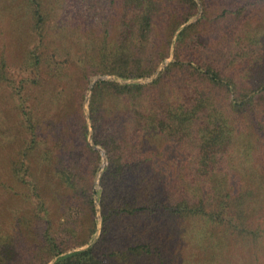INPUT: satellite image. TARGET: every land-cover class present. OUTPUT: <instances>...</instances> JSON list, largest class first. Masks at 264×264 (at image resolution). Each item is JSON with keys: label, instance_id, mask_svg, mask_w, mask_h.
Returning <instances> with one entry per match:
<instances>
[{"label": "trees", "instance_id": "1", "mask_svg": "<svg viewBox=\"0 0 264 264\" xmlns=\"http://www.w3.org/2000/svg\"><path fill=\"white\" fill-rule=\"evenodd\" d=\"M21 1L39 42L26 49L23 61L35 73L31 83L22 78L15 85L6 58L0 57V84L16 94L11 119L17 124L19 145L7 156L20 189L14 194L20 202L18 233L0 227V264H42L53 258L50 264H174L164 230L190 219L208 222V258L200 264H264L262 174L244 170L234 184L226 171L237 128L229 120L264 124V76L238 91L235 77L210 56L202 38L206 32L225 42L244 36L249 31L247 7L264 0H216L214 10L209 0H199L201 15L188 24L199 11L197 0ZM53 4L68 8L69 22L78 24L82 17L81 27L91 39L82 35L78 49L60 46L50 54V18L57 12ZM168 29L163 46L162 34ZM170 55L173 59L157 72ZM155 72L147 83L96 80L84 115L91 77L143 79ZM56 79L62 81L61 89L55 88ZM171 80L178 84L171 87L175 93L165 95ZM223 90L236 95L220 109L214 92ZM117 109L131 115V132L121 130L125 121ZM201 123L206 129L196 127ZM48 128L52 133L41 139L39 131ZM62 134L64 145L72 143L69 150L58 143ZM89 134L107 158L99 178L101 230L91 245L74 249L96 232L92 187L100 154L90 146ZM158 135L190 146V176L205 182V192L187 194L182 184L172 199L157 195L143 154L151 137ZM80 157L84 160L78 161ZM249 158L253 156H244L245 161ZM84 162L85 167L80 165ZM52 186L63 190L61 196L49 195ZM228 245L232 256L225 251Z\"/></svg>", "mask_w": 264, "mask_h": 264}, {"label": "rangeland", "instance_id": "2", "mask_svg": "<svg viewBox=\"0 0 264 264\" xmlns=\"http://www.w3.org/2000/svg\"><path fill=\"white\" fill-rule=\"evenodd\" d=\"M209 1V5H211L214 10V5L212 4L215 3L216 0ZM197 2L199 6L198 13L185 24L193 22L200 17L202 4L199 0H197ZM23 4L21 0H0V57L6 58L8 62L7 69L10 71L15 85L22 78H26L29 83H31L32 78H34L35 73L31 68L24 66L23 61L26 49L33 48L39 42V38L30 29V18ZM56 8V15L50 18V36L47 38L50 43L47 51L50 54L54 53V55L56 49L60 46L78 49L82 43V35L86 38L89 37L88 39L92 37L90 34L84 32V28L82 29V17L80 22L77 20L78 24L72 23L73 21L69 22L68 16L66 15L68 8L64 7L62 4L57 5ZM244 17L245 22L249 24V31H247L244 36L239 37L234 34L235 36L233 39L225 42V38L220 40L215 34L212 36L206 32L202 35L203 41L206 43L205 48L210 56L217 60H221L224 68L235 77L238 91L242 89V87L250 88L254 86L257 80L261 76H264V2L249 5ZM159 28L160 25L155 26L156 34L159 33ZM226 28L228 27H224V29ZM179 29L176 32H178ZM228 32L233 34L231 29H228ZM169 34V29L163 32V46ZM54 59H56V65H60L61 59H58L56 56H54ZM172 59L171 55L166 58L159 65L157 72ZM157 72L151 77L143 79L123 80L106 74L91 77L88 83V90L85 93L83 106L84 115H88L87 106L90 88L96 80L115 79L119 83H147L156 77ZM106 76H108V78ZM62 84L60 79L55 80L54 85L56 89H61ZM168 85L170 87L165 95L171 92L175 93V89H171V87L173 86V88H176L178 84L171 80ZM29 89L30 88L27 87L25 91ZM12 92H14L12 88L0 84V227L6 231L15 230L14 233L16 235L18 232L15 229V222L18 217L17 209L20 207V202L16 199L17 197L14 196V194L15 192H19L20 189L10 171L9 159H11V157L7 156L12 148L19 145L17 142L18 136L16 137L18 134L17 124H15V120L11 119V110L14 104L13 97L16 96V94L12 95ZM235 95V91L233 93L230 91L227 92L226 90L214 92V103L216 106L219 105L220 109L225 108L229 99L233 100ZM119 108L121 107L118 106V109ZM118 109L115 111L118 114L117 116L120 118L123 117L125 121L121 130L126 133L131 132V115H129V113L122 115ZM127 117L128 119H126ZM86 120L89 124V119L87 117ZM229 122L237 126L236 130L233 131V143L227 155L230 156V159L226 171L231 175L232 183L236 184V181L239 182V177L244 175V170L250 171L252 176H261L262 174L264 179V124H260L261 126H259V124L256 125L252 121L248 125L246 121V124L239 125V120L236 118H231ZM206 126V123H201L196 127L204 130ZM46 128L47 127H45V129ZM65 128L64 126L62 130L65 131ZM91 131L90 127L89 132ZM50 132L52 133L49 128L47 130L43 129V132L39 131L38 135L41 139L45 140L44 138L46 135L50 134ZM62 136L63 134L60 136L58 143L63 148L69 150L72 143L70 142L69 145H64V142L61 141ZM87 139L90 146L100 154V160L93 177L92 187L94 190L93 198L96 209V232L92 234L87 244L74 249H83L91 245L97 239L101 230L100 204L98 200L100 190L99 178L102 170L107 165V158L103 148L91 143V134L88 135ZM189 149L190 146H179L176 141L168 138L166 139V137L164 138L161 135L151 137L149 146L145 149L146 152L143 154L146 160L144 167L148 168H146L148 180L151 178V183L156 181V185L153 189L157 192L158 196L172 199L173 195L179 189H185L187 194L197 191V194L205 192L204 188L207 187L205 182L201 181L197 176H190L192 173L191 168L193 167V160L190 157L192 155ZM244 156H253V158H249L250 161L248 160V162L244 160ZM84 157L87 160L91 159L90 156ZM92 159L95 160V157L92 156ZM72 160L76 161L77 158L72 157ZM81 160H84V158L80 157V159H78V161ZM80 165L85 167V162ZM90 166L91 164L89 163L87 168H90ZM43 174L44 177L47 178L48 175L45 173ZM182 184H184L183 189ZM62 192L63 190H60L57 186H52L49 190V195L53 196L58 194L57 196H61ZM57 196L52 198L54 203ZM81 222L80 220V228ZM170 226L171 227L164 230L165 232L163 235L164 237L166 236L165 241L168 243L167 249L169 250L167 252L172 254L174 264H200V259L208 258V222L190 219L178 223L175 222ZM225 251L228 252L230 256L234 253L231 245H228ZM235 259L237 262H240L239 257ZM54 260L55 258L47 263H52Z\"/></svg>", "mask_w": 264, "mask_h": 264}, {"label": "water", "instance_id": "3", "mask_svg": "<svg viewBox=\"0 0 264 264\" xmlns=\"http://www.w3.org/2000/svg\"><path fill=\"white\" fill-rule=\"evenodd\" d=\"M108 78V76H106ZM90 128V127H89ZM47 264H50V263H47Z\"/></svg>", "mask_w": 264, "mask_h": 264}]
</instances>
